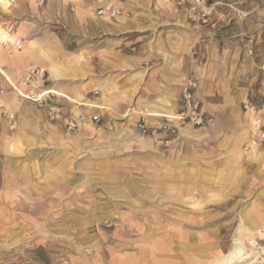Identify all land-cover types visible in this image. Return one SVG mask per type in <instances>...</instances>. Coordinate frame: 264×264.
<instances>
[{
	"label": "rangeland",
	"instance_id": "374dc122",
	"mask_svg": "<svg viewBox=\"0 0 264 264\" xmlns=\"http://www.w3.org/2000/svg\"><path fill=\"white\" fill-rule=\"evenodd\" d=\"M131 1L138 11L134 17L145 29L129 35L135 42L126 46L124 59H116V20L94 29V35L102 33L98 48L96 39L78 30L57 29L74 57L105 53L104 59L90 61L111 88L110 99L120 89L134 87L131 78L136 74L160 66L167 50H185L190 71L214 54L222 78L228 69L230 94L237 100L244 99L246 89L236 88L250 84L249 103L255 110L248 103L205 108L197 98L210 124L206 130L183 125L171 143L143 136L132 121L114 120L94 124L97 128L84 136L62 127L69 136L54 139L47 134L48 140L36 141L22 154L10 139L19 130L14 121L16 127L13 123L9 135L0 139V264H75L114 249L116 255L137 258L144 254L147 228L160 233L168 217L186 216L194 209L200 211L201 222L208 216L221 231L223 253L215 263L242 240L250 255L242 264H264V223L256 230L246 223L248 216L264 218V0H206L205 6L196 0H169V13L162 8L167 0ZM108 2L104 6L116 8L114 0ZM4 91L0 85V95ZM220 96L227 97L224 91ZM156 104L146 108L150 115L169 116ZM178 108L181 112V98ZM32 109H26L27 119L55 123L47 108ZM216 119L219 133L214 135ZM26 129L33 130L29 124ZM193 154L196 169L185 171L173 161ZM185 196L200 203H182Z\"/></svg>",
	"mask_w": 264,
	"mask_h": 264
},
{
	"label": "crops",
	"instance_id": "0c3cea01",
	"mask_svg": "<svg viewBox=\"0 0 264 264\" xmlns=\"http://www.w3.org/2000/svg\"><path fill=\"white\" fill-rule=\"evenodd\" d=\"M7 1L6 5L11 4L10 7L1 4L0 0V33L11 35L14 42L0 41V85L5 88L4 94L0 95V106L4 105V108L0 107V139L9 135L8 129L15 121L19 130L10 139L16 141L20 154L32 148L36 141L39 144L40 141L48 140L47 134H54V139L69 136L60 131L62 127L67 129L68 120L76 121L78 129L75 133L78 132V135L84 136L87 135L86 133H92L91 131L97 128L94 124H100L102 121L109 123L107 125L114 120L116 124L121 121L126 122L127 125L132 121L137 127V119L133 118L137 116L135 112L140 113L148 110L146 108L150 109L151 106H158L156 104L158 102L162 105L159 108L160 113L165 116H175L181 110L178 107L183 87L193 78L198 84L195 91L196 98L204 103L205 108L240 106L245 103H248V107L255 106L249 103L250 84L247 88H236L239 91L246 89L245 95L243 93L244 99L242 97V100H237L230 94L232 89L228 81V69L224 70L222 78L220 73L222 68H217L214 54L211 53L208 56L205 64L195 65L190 71L185 63L187 56L185 50L180 53L167 50L160 57L162 59L160 66L159 64L155 66V64L145 73L136 74L131 78L135 79L134 87H130V90L120 89V94L114 93L110 99L111 88L105 84L106 81L101 80L102 74L93 67L90 61L104 59L105 53L96 50L93 55H88L86 58L81 56L80 60L64 48L63 38L57 29L78 30V34L83 37L90 36L96 39L95 45L98 48L101 40L98 38L102 33L96 31L94 35V29L101 26L104 21L115 22L116 20L118 37L116 38V59H124L126 46L135 42L129 35L145 29L142 27L145 23L137 21L134 17V15L137 16L138 11L135 10L131 0H114L116 8L124 12L115 18L100 17L97 14L98 9L106 5L105 2L109 0H44L43 5L40 4V0ZM168 1L162 5L166 13L172 12L173 9ZM177 1L179 4L180 1ZM151 10L155 12V9ZM180 10L183 11L184 6ZM173 24L180 26L179 23ZM181 38L185 40L184 42H189L187 37ZM16 41L22 43V50L15 48ZM36 67L45 69L48 74V81L36 88V92H48L49 103L61 108L62 118L57 122L54 121L55 123L49 122L46 118L38 119L32 116L27 119L26 117L27 108L44 111L42 108L45 107L48 110L49 106L48 104H35L21 96L31 91V87L25 85L24 79L29 70ZM89 79L91 82H88ZM52 89L58 90L61 95L52 93ZM142 89L145 93L140 92ZM220 91H224L227 97L221 99ZM98 92L100 97H96ZM135 104L137 105L134 106ZM168 104L172 106V109L163 107ZM132 108H135V112L130 110ZM5 112L17 114V118L13 121ZM125 112H127L126 116L131 118L123 116ZM95 117L99 118L98 122L94 121ZM216 120L212 126L214 135L219 133L217 130L219 119ZM26 124H29L34 131L27 130ZM195 156L193 154L191 158L173 161L181 163L179 166L185 171L193 170L197 168L195 163L198 160ZM180 198L185 200L182 203H200L199 200L196 202L194 198L190 199L187 196ZM208 218L205 216V220L201 222L200 211L194 209L192 214L187 216L168 217L160 233L153 231L152 228L148 231L147 228L144 254L137 255V258H133L132 255L127 257L116 255L114 249L112 251L103 250L94 257L83 259L81 262L83 264H214L223 253L221 231L213 227ZM246 223L247 225L250 223V229L256 230L264 223V218L248 216ZM245 225L244 223V228H246ZM82 263L76 262L75 264Z\"/></svg>",
	"mask_w": 264,
	"mask_h": 264
},
{
	"label": "built area",
	"instance_id": "2783aa9c",
	"mask_svg": "<svg viewBox=\"0 0 264 264\" xmlns=\"http://www.w3.org/2000/svg\"><path fill=\"white\" fill-rule=\"evenodd\" d=\"M197 3L202 6L206 5V0H196ZM14 2V0H11ZM44 4V0L41 2V5ZM98 16H105L109 14L111 17L119 16L121 11L114 7L103 6L97 11ZM22 43L18 42L15 45L17 50H22ZM252 53V51H251ZM45 69L42 68H31L28 72V75L24 79L25 85L31 87V91L27 95H21L24 99L31 101L35 104L39 105H49L48 106V114L52 121H59L62 118L61 108L56 104L49 103L50 97L48 92H36V88L44 85L47 81ZM197 88V83L193 80H190L184 87L181 93V101H182V111L179 112L175 116H166L159 117L150 115L148 110L144 112L137 113L135 112V108L130 109L132 112L134 111L138 117L137 120V128L139 132L145 136L155 139L159 143H171L173 139H175L181 132V127L183 125H189L193 128L206 130L208 124L210 122L205 117L204 113L201 109V103L197 100L195 91ZM3 93V90L1 91ZM264 97V93H263ZM4 108V105L0 106ZM255 110V107H252ZM6 115L11 120H15L14 113H7ZM155 122H151V120H155ZM159 119V120H158ZM94 121L98 122L99 118L95 117ZM14 127L16 124L14 123ZM66 127L68 131L75 132L78 129V123L73 120H68L66 123Z\"/></svg>",
	"mask_w": 264,
	"mask_h": 264
},
{
	"label": "bare ground",
	"instance_id": "6f19581e",
	"mask_svg": "<svg viewBox=\"0 0 264 264\" xmlns=\"http://www.w3.org/2000/svg\"><path fill=\"white\" fill-rule=\"evenodd\" d=\"M7 1V0H6ZM6 1L1 0V4L6 5L7 3H5ZM8 2V1H7ZM0 4V5H1ZM8 7L11 6V4L6 5ZM0 41L4 42V43H8V42H14V38L11 35H7V34H1L0 33ZM20 41H16V43H18ZM15 45V44H14ZM22 95V94H21ZM255 122V121H254ZM229 203V202H228ZM231 203V202H230ZM196 206V204H195ZM184 216V215H183ZM187 216V215H186ZM131 218V217H130ZM136 219V218H135ZM138 219V218H137ZM140 219V218H139ZM138 219V220H139ZM121 221V220H120ZM258 221V220H257ZM143 223V222H142ZM256 223V222H255ZM258 223V222H257ZM250 224V223H249ZM248 224V226H249ZM254 224V223H253ZM259 226V224L257 225V227ZM136 227V226H135ZM131 228V227H130ZM134 228V227H133ZM146 229V228H145ZM124 231V230H123ZM156 233V232H155ZM147 235V234H146ZM152 235V233H151ZM262 237H264V235H260ZM242 241V240H241ZM240 240H236L234 243V247L232 248V250L226 254L223 255L220 260L217 263L214 264H237V263H241L246 261L247 259L250 258V255L248 253L247 248L245 247V245L241 242ZM188 244V243H187ZM252 244H254L256 246V242H253ZM156 258V257H155ZM249 264H260L257 263V261L253 260L252 263Z\"/></svg>",
	"mask_w": 264,
	"mask_h": 264
}]
</instances>
